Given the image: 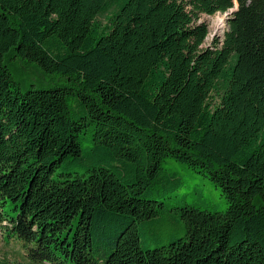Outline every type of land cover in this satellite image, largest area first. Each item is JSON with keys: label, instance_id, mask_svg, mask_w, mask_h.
I'll list each match as a JSON object with an SVG mask.
<instances>
[{"label": "trees", "instance_id": "16d2710c", "mask_svg": "<svg viewBox=\"0 0 264 264\" xmlns=\"http://www.w3.org/2000/svg\"><path fill=\"white\" fill-rule=\"evenodd\" d=\"M0 226L1 264H264V0H0Z\"/></svg>", "mask_w": 264, "mask_h": 264}, {"label": "rangeland", "instance_id": "374dc122", "mask_svg": "<svg viewBox=\"0 0 264 264\" xmlns=\"http://www.w3.org/2000/svg\"><path fill=\"white\" fill-rule=\"evenodd\" d=\"M235 9V8H234ZM230 13V11L226 12ZM222 19L220 26H215L216 18ZM228 15L216 13L213 16H203L200 21L208 26V37L205 46L211 45L213 39H221L227 29ZM10 67V74L16 82L21 85L22 90L30 87L38 89L53 88L55 86H63L64 80L58 76H48L31 63L16 59L7 62ZM184 176V186L177 193L178 197H185L188 204L192 207L210 212H222L227 207L226 201L220 195V192L204 177L195 175L189 171H181ZM0 226V264L6 260L20 261V250L22 243L13 236L2 235Z\"/></svg>", "mask_w": 264, "mask_h": 264}, {"label": "bare ground", "instance_id": "6f19581e", "mask_svg": "<svg viewBox=\"0 0 264 264\" xmlns=\"http://www.w3.org/2000/svg\"><path fill=\"white\" fill-rule=\"evenodd\" d=\"M222 22H223L222 19H220L218 17L214 20L215 26H220L222 24Z\"/></svg>", "mask_w": 264, "mask_h": 264}, {"label": "water", "instance_id": "95a60500", "mask_svg": "<svg viewBox=\"0 0 264 264\" xmlns=\"http://www.w3.org/2000/svg\"><path fill=\"white\" fill-rule=\"evenodd\" d=\"M237 8V6L235 7V9ZM235 9H230V13H224L226 16L228 15H231L232 14V12L235 10Z\"/></svg>", "mask_w": 264, "mask_h": 264}]
</instances>
